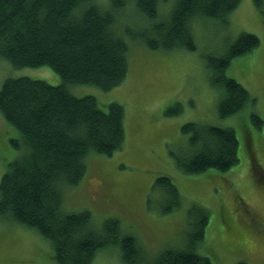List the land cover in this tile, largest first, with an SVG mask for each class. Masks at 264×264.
Segmentation results:
<instances>
[{"label":"trees","instance_id":"16d2710c","mask_svg":"<svg viewBox=\"0 0 264 264\" xmlns=\"http://www.w3.org/2000/svg\"><path fill=\"white\" fill-rule=\"evenodd\" d=\"M126 1L110 0L100 7L95 0H0V57L14 68L48 66L61 78L57 86L30 77L7 78L0 88V114L19 133L20 139L11 144L22 149L0 179V219L46 239L57 264H91L98 251L115 246L123 264H212L196 252L209 219L202 207H196L199 217L184 244L150 259L133 236L121 233L116 218L98 228L89 211H67L64 206L63 191L82 180L87 156H110L122 148L125 138L122 105L111 102L103 109L92 95L75 96L69 87L90 85L109 91L119 86L128 73L131 43L165 51L195 50L190 24L199 19L226 22L241 0H170L165 13L161 4L166 0H132L143 24L121 27L117 19ZM258 45L257 36L241 33L223 53L206 57L210 84L219 93L220 118L238 113L250 100L226 70ZM181 131L188 135V147L174 161L182 174L227 172L239 162L232 129L186 123ZM250 166L255 171L254 162ZM155 185L168 197L161 214L177 210L181 198L171 179L160 177Z\"/></svg>","mask_w":264,"mask_h":264},{"label":"rangeland","instance_id":"374dc122","mask_svg":"<svg viewBox=\"0 0 264 264\" xmlns=\"http://www.w3.org/2000/svg\"><path fill=\"white\" fill-rule=\"evenodd\" d=\"M109 1L95 0L100 7H107ZM169 4L170 0L161 4L164 13ZM132 5V0L126 1L117 25L143 24ZM194 22L190 29L195 50L165 51L131 43L128 73L119 86L109 91L90 85L69 87L75 96L92 95L103 109L111 102L122 105L125 138L122 148L110 156L95 152L87 156L82 180L63 191L64 206L67 211H89L98 228L106 219L116 218L121 233L133 236L150 259L165 249L181 247L199 217L196 207H202L209 219L196 246L198 254L212 264H264V2L241 0L226 22ZM241 33L254 34L259 45L235 58L226 75L248 91L250 100L238 113L220 118L219 93L210 84L206 57L223 53ZM16 77L61 84L60 76L48 66L14 68L0 57V88L7 78ZM169 108L178 112L168 114ZM186 123L232 129L239 162L227 172L182 174L174 158L187 150L188 135L181 131ZM3 126L0 179L8 163L22 152L11 144L20 139L18 131L0 114V129ZM250 162L262 174L253 171ZM163 176L171 179L181 198L179 208L168 214H161L168 197L155 185ZM105 197L111 201L105 202ZM0 264L57 263L46 239L10 219H0ZM91 264H123L119 247L98 251Z\"/></svg>","mask_w":264,"mask_h":264},{"label":"bare ground","instance_id":"6f19581e","mask_svg":"<svg viewBox=\"0 0 264 264\" xmlns=\"http://www.w3.org/2000/svg\"><path fill=\"white\" fill-rule=\"evenodd\" d=\"M94 1V0H93ZM116 1V0H115ZM162 2V1H161ZM132 4V3H131ZM157 4H158V2H157ZM128 5V4H127ZM238 5V4H237ZM130 6V5H129ZM134 7V6H133ZM164 7V6H163ZM80 8V7H79ZM83 8V7H82ZM88 9V8H87ZM162 9V8H161ZM78 10H75V12H77ZM130 11V10H129ZM82 12V11H81ZM122 13V12H121ZM125 13V12H124ZM123 13V14H124ZM118 14V13H117ZM138 14H139V12H138ZM141 14V13H140ZM132 15V14H131ZM142 16V15H141ZM123 17H125V16H123ZM138 17H140V16H138ZM124 19V18H123ZM135 20H137V18L135 19ZM141 22V21H140ZM196 22V21H195ZM195 22H194V24H195ZM199 22V21H198ZM143 23V22H142ZM132 40V39H131ZM135 40V39H134ZM148 47V46H147ZM71 93V92H70ZM96 153V152H95Z\"/></svg>","mask_w":264,"mask_h":264},{"label":"flooded vegetation","instance_id":"af4514ba","mask_svg":"<svg viewBox=\"0 0 264 264\" xmlns=\"http://www.w3.org/2000/svg\"><path fill=\"white\" fill-rule=\"evenodd\" d=\"M258 169L260 171V168H258L257 166L255 167V171L258 172ZM259 174H262V171L259 172Z\"/></svg>","mask_w":264,"mask_h":264}]
</instances>
